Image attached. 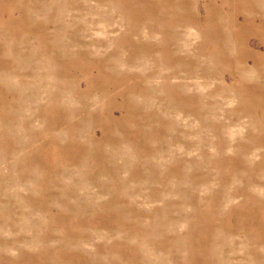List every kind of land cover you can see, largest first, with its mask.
I'll return each instance as SVG.
<instances>
[{"label": "rangeland", "instance_id": "rangeland-1", "mask_svg": "<svg viewBox=\"0 0 264 264\" xmlns=\"http://www.w3.org/2000/svg\"><path fill=\"white\" fill-rule=\"evenodd\" d=\"M0 264H264V0H0Z\"/></svg>", "mask_w": 264, "mask_h": 264}]
</instances>
